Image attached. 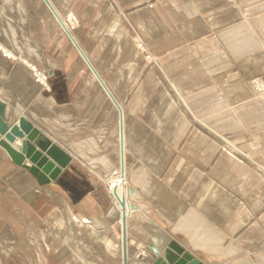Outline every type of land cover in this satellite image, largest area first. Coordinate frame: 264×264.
<instances>
[{"label":"crops","instance_id":"0c3cea01","mask_svg":"<svg viewBox=\"0 0 264 264\" xmlns=\"http://www.w3.org/2000/svg\"><path fill=\"white\" fill-rule=\"evenodd\" d=\"M49 1L0 0V44L50 85L0 51L1 100L8 121L28 117L72 160L40 185L0 146L1 259L45 229V251L27 261L124 264L123 210L101 178L121 165L135 192L119 194L137 206L127 210L128 264L149 258H136L133 237L174 239L206 264H264V176L222 148L226 139L264 154V105L248 80L264 71V0H118L126 18L109 0ZM69 9L81 21L72 36L59 19ZM132 26L159 62L144 59Z\"/></svg>","mask_w":264,"mask_h":264},{"label":"water","instance_id":"95a60500","mask_svg":"<svg viewBox=\"0 0 264 264\" xmlns=\"http://www.w3.org/2000/svg\"><path fill=\"white\" fill-rule=\"evenodd\" d=\"M45 1L52 7L49 0ZM59 19L66 31L71 35L70 30L64 24V20L60 17ZM78 48L120 109L118 102L109 88L105 85L98 72L82 49L79 46ZM7 107V102L0 99V146L6 151L7 155L15 164L24 167L35 177L40 185L51 183L56 179L61 170L72 160V155L28 117L20 115L15 117L12 121H8ZM128 192L129 195H132L135 192V187L129 185ZM120 204L124 209L126 207V199H121ZM130 206L131 208H136V205L133 203H131ZM122 216L123 263L128 264L127 223L125 212H123ZM149 248L153 252V255L149 256L148 263L146 264H206L184 245L174 239L169 240L161 246L151 242Z\"/></svg>","mask_w":264,"mask_h":264},{"label":"rangeland","instance_id":"374dc122","mask_svg":"<svg viewBox=\"0 0 264 264\" xmlns=\"http://www.w3.org/2000/svg\"><path fill=\"white\" fill-rule=\"evenodd\" d=\"M164 0H162V1H160V2H157V3H154L153 5H150V3H151V0H149L148 1V5L150 6V7H153V6H155V5H161L162 4V2H163ZM228 1H230L231 3H233V4H235L236 6H238V7H240V4H239V2L237 1V0H228ZM109 2H110V4L114 7V9H116L117 10V13H119V15L120 16H122V17H124V18H126V14H125V8L119 3V1L118 0H109ZM69 15H73L74 17H75V20H76V26L74 27V28H72V29H75V28H77V27H79L80 26V24H81V21H80V18L78 17V15L72 10V9H69L67 12H66V14L64 15V18L66 19ZM69 26V25H68ZM70 27V26H69ZM130 29H131V31L133 32V36H134V38H135V44H136V47H137V49H138V51L139 52H141L142 53V55H143V57H144V59L145 60H147V61H149V62H159V56L158 55H154V54H152L149 50H148V47H147V45L145 44V42L143 41V39L137 34V31H136V29H135V27H130ZM256 37H257V41H258V43L260 44V46L262 47L261 48V51L263 50L264 51V36H262L261 34H260V31H258V29L256 30ZM141 43H143L144 44V46L147 48V50L150 52V54H151V56L153 57H150V55H149V53H147V52H143L142 50H141V48H140V44ZM0 46H1V48H0V51L2 52V54L4 55V56H6V57H8V58H10L11 60H20V61H22V62H24L25 63V61L27 60L28 62H30L33 66H35V68H36V71L37 72H39V73H41V74H43V73H45L46 75H47V72L45 71V69H42V68H40L33 60H31V59H29L28 57H26V56H24V55H22V54H20V53H13L12 51H10V50H8L6 47H3V45H1L0 44ZM7 53H8V55H7ZM150 57V58H149ZM25 60V61H24ZM27 64V63H26ZM30 67V66H29ZM32 75H33V78H34V80L36 81V82H38L39 83V85H41L42 86V88L43 89H47V90H49L50 89V85H49V81H48V75H47V85H45V84H42L40 81H38L37 79H36V75L34 74V72H33V70H32ZM261 75H264V71L263 72H261V73H257V74H255V75H252L251 77H249L248 78V80H249V85L255 90V96L259 99V100H261V98H260V96L258 95L259 93H258V91L259 90H257L256 88H254V86H253V84H252V82H251V79H253V78H255V77H257V76H261ZM0 89H1V94H2V92H3V88H2V86L0 85ZM0 94V95H1ZM261 102H262V104L264 105V103H263V101L261 100ZM48 125V127L46 126V129L48 130V131H50L51 133H54V130H55V128H57V123H56V121H54V120H49V124H47ZM41 128V127H40ZM225 143L228 145L229 144V142H228V140L226 141V139H225ZM227 145H225V146H223V147H226L227 148ZM222 147V148H223ZM225 152H227L225 149H223ZM235 152V155H236V157L237 158H235V159H237L238 161H244V160H247V161H249V162H252V163H254L252 160H259V159H261V158H263L264 157V154L263 155H261L260 157H257V158H254V157H252L249 153H247L246 151H244L243 149H241L240 147H237V150H235L234 151ZM228 153V152H227ZM231 155V154H230ZM263 163H264V161H263ZM255 164V163H254ZM257 167H258V169L261 171V173L263 174V176H264V170L261 168V167H259L257 164H255ZM119 168V171H120V169L122 168L120 165H117V166H114V167H111V169H109L106 173H104L102 176H101V178L104 180V183H105V185H106V188H107V181H105L106 180V178H107V176H108V174L111 172V171H113L115 168ZM110 181H111V179H110ZM109 184H110V182H109ZM108 188H109V185H108ZM107 191H108V189H107ZM108 193H109V191H108ZM110 194V193H109ZM111 195V194H110ZM113 205L115 206V208H117V206H116V204H115V202H114V199H113ZM118 209V208H117ZM118 211H120L119 209H118ZM75 214L74 213H71V218H72V220H74V221H79V217L77 216V215H75V216H77L78 217V220H75L74 218H73V216H74ZM43 230L45 231V229H41V230H35V231H33V233H31V231H30V229H29V232H28V237L29 238H27V239H25V241H26V243L25 244H23L22 246H21V250H17L16 251V255H10V258L12 257V259L11 260H2L1 258H2V255H0V264H71V263H67L66 261H64V262H61V261H57V262H54V261H49V260H45V261H27L28 260V258H30V257H33V255L35 254H38V255H41L42 256V254H41V249H42V251H45L44 250V248H45V246H41V244H42V241H41V236L43 235ZM37 231V232H36ZM31 236V237H30ZM30 239V240H29ZM29 241H31L32 243H34L35 244V246H34V248H33V245H30L29 244ZM129 242H131V244L135 247V256H136V254H137V251H138V248H137V245H136V243H138V242H142V244H148V242H147V240H145L144 238H140V237H133V238H129ZM52 243H53V245H52V247L55 245V239L53 238L52 239ZM35 249V250H34ZM34 250V251H33ZM147 252H148V255L147 256H145V257H149L150 256V250L148 249L147 250ZM30 253H33L32 255H28V254H30ZM46 253L45 252H43V255H45ZM45 257V256H44ZM145 257H136V258H145ZM14 258H16L17 260H13ZM142 264H145V263H148V260L147 261H142L141 262Z\"/></svg>","mask_w":264,"mask_h":264},{"label":"built area","instance_id":"2783aa9c","mask_svg":"<svg viewBox=\"0 0 264 264\" xmlns=\"http://www.w3.org/2000/svg\"><path fill=\"white\" fill-rule=\"evenodd\" d=\"M160 1H162V0H151L150 5H153L154 3H157V2H160ZM64 20L66 22V25L68 24L71 28H74L76 26V20H75V17L73 15H69L66 19L64 18ZM0 48H1V46H0ZM140 48H141V50L143 52H147L148 51L147 48L144 46L143 43L140 44ZM147 53H149L150 57H152L149 51ZM7 55H8V53H7ZM25 63H27L30 66L31 70H33L34 74L36 75V79L38 81H40L42 84L47 85V75L45 73L41 74V73L37 72L35 66H33L27 60L25 61ZM251 82H252L254 88H256L257 90H259L258 91V93H259L258 95L260 96L261 100L264 103V75L257 76L255 78L251 79ZM0 94H1V89H0ZM0 99H1V95H0ZM229 146L230 147H227V148L226 147H223V149H225L233 157L237 158L236 155H235V152H234L235 150H237V147L236 146H233L230 143H229ZM252 161L264 170V163H263L264 157L261 158V159H259V160H252ZM122 171L120 169V172L121 173H122ZM118 173H119V168L117 167V168H115L113 171H111L108 174V176H107V178L105 180V181H107V189H108V185H109L110 179L112 177H114V176H117ZM128 184H129V181L128 180L127 181H124V183H123L124 186H126ZM108 191H109V189H108ZM73 218L75 220H78V217L75 216V215L73 216ZM136 245H137V248H138L136 257H139V256H147L148 255L147 250L149 249V244H146L145 245V244H142V242H138V243H136Z\"/></svg>","mask_w":264,"mask_h":264},{"label":"bare ground","instance_id":"6f19581e","mask_svg":"<svg viewBox=\"0 0 264 264\" xmlns=\"http://www.w3.org/2000/svg\"><path fill=\"white\" fill-rule=\"evenodd\" d=\"M64 20V19H63ZM64 24L66 25V22L64 20ZM69 29V26L68 24L66 25ZM123 169L121 168V171ZM124 170L122 171V173L119 171L118 175L117 176H114L111 178V181H110V184H109V193L111 194L112 198L114 199L115 201V204L118 208H121L123 210V212H125V217H126V223H127V210L128 209H136V208H131V201H128L127 200V196H120L119 194V189L120 188H126L127 189V193L129 195V192H128V187H129V184L124 186L123 183L124 181H127V178L124 177ZM115 190H116V193H115ZM130 196V195H129ZM125 198L126 199V207L123 209L122 205L120 204V200ZM135 204V203H133ZM123 215V214H122ZM122 221H123V216H122ZM122 228H123V223H122ZM122 238H123V233H122ZM127 244H128V237H127ZM139 257H145V256H139Z\"/></svg>","mask_w":264,"mask_h":264}]
</instances>
